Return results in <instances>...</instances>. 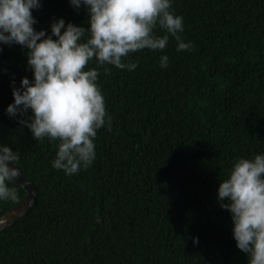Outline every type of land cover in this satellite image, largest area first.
Wrapping results in <instances>:
<instances>
[{
  "label": "trees",
  "instance_id": "1",
  "mask_svg": "<svg viewBox=\"0 0 264 264\" xmlns=\"http://www.w3.org/2000/svg\"><path fill=\"white\" fill-rule=\"evenodd\" d=\"M170 3L192 49L177 51L157 23L153 34L169 35L163 50L122 58L138 62L131 71L99 68L111 131L97 130L95 159L72 175L52 166L59 140H36L19 114L8 115L13 81L19 88L34 74L27 48L0 42V146L19 153L38 193L30 212L0 233V264H249L218 189L238 158L264 155V0ZM41 4L32 10L36 31L51 35L61 18L90 27L84 6ZM94 67L95 58L85 70ZM6 183L18 199H0V218L27 194Z\"/></svg>",
  "mask_w": 264,
  "mask_h": 264
},
{
  "label": "clouds",
  "instance_id": "2",
  "mask_svg": "<svg viewBox=\"0 0 264 264\" xmlns=\"http://www.w3.org/2000/svg\"><path fill=\"white\" fill-rule=\"evenodd\" d=\"M75 9L88 10L90 27L65 24L63 18L51 24V35L36 31L33 9L41 0H0V42L28 49V67L34 79L24 77L16 88L14 103L7 108L10 117L18 114L19 124L27 126L33 138L59 140L53 168L65 174L87 169L95 159L97 130L112 118L98 86L99 68L114 65L134 70L137 63L122 58L142 49L163 50L169 35L153 34L159 24L178 42L177 51L191 50L178 33L184 31L183 17L170 11V0H70ZM63 30V31H62ZM56 37V39H53ZM93 58L97 67L85 70ZM168 56L161 57L167 67ZM105 74L109 72L104 67ZM31 110V116L23 118ZM19 153L0 146V199L16 201L17 189L6 182L20 176ZM221 207L232 214L237 247L248 255L249 264H264V155L238 158L218 189ZM227 201V202H225ZM198 243V238L194 240Z\"/></svg>",
  "mask_w": 264,
  "mask_h": 264
},
{
  "label": "water",
  "instance_id": "3",
  "mask_svg": "<svg viewBox=\"0 0 264 264\" xmlns=\"http://www.w3.org/2000/svg\"><path fill=\"white\" fill-rule=\"evenodd\" d=\"M20 169V176L14 181L17 185L21 186L27 191L25 198L9 210L4 216L0 218V233L7 228L13 226L24 216H26L30 210L34 207L37 202V190L36 188L27 180L23 174L22 169L18 165H11Z\"/></svg>",
  "mask_w": 264,
  "mask_h": 264
}]
</instances>
